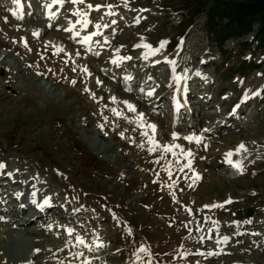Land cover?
<instances>
[{
    "label": "rangeland",
    "instance_id": "obj_1",
    "mask_svg": "<svg viewBox=\"0 0 264 264\" xmlns=\"http://www.w3.org/2000/svg\"><path fill=\"white\" fill-rule=\"evenodd\" d=\"M49 1L0 0V207L48 203L31 223L32 205L0 214V263L264 264V44L250 33L220 47L182 0H63L56 27ZM34 5L25 20L8 11ZM72 21L114 40L91 56L64 32ZM115 68L135 75L132 91ZM235 149L238 170L223 156Z\"/></svg>",
    "mask_w": 264,
    "mask_h": 264
},
{
    "label": "trees",
    "instance_id": "obj_2",
    "mask_svg": "<svg viewBox=\"0 0 264 264\" xmlns=\"http://www.w3.org/2000/svg\"><path fill=\"white\" fill-rule=\"evenodd\" d=\"M182 1L188 13L206 15L207 28L220 47L231 37H245L251 32H255L254 38L259 44H264V0Z\"/></svg>",
    "mask_w": 264,
    "mask_h": 264
},
{
    "label": "bare ground",
    "instance_id": "obj_3",
    "mask_svg": "<svg viewBox=\"0 0 264 264\" xmlns=\"http://www.w3.org/2000/svg\"><path fill=\"white\" fill-rule=\"evenodd\" d=\"M49 6V5H48ZM52 14H53V12H52ZM75 26H76V23H73V21L72 22H67V24L64 26L65 27V31L64 32H66V33H68L69 34V36H72V37H75V40H76V43H77V40L78 39H84V38H82V36H79L78 34H79V32H77V31H79V30H77L76 28H75ZM80 29V28H79ZM77 30V31H76ZM38 32V31H37ZM65 34V33H64ZM64 38V37H63ZM53 39V42L56 44L55 46H62V47H67V44H66V42L65 41H63V40H61L60 38H56V37H53L52 38ZM137 39H138V42H144V44H143V48L142 49H144L146 52H149V48H147V47H145V45H147L146 43H145V41L142 39V37L141 36H137ZM84 42H86V41H84ZM86 45H87V43H86ZM86 62L87 61H84L83 62V65H84V67H87V64H86ZM95 74L91 71V69H90V71H88L87 72V79H88V81L90 82V84H92V85H97L98 84V82H99V79H97L96 80V75L94 76ZM45 87L47 88V84L45 83ZM44 86V85H43ZM51 87L52 86H49V89H51ZM175 89L176 90H178V89H180V86H176L175 87ZM128 101V100H127ZM127 101L126 100H124V101H122V102H124V104H127ZM10 103V102H9ZM132 103V102H131ZM133 105V104H132ZM130 106V105H129ZM127 107V106H126ZM125 107V108H126ZM122 108V107H121ZM108 123H112V121H109ZM154 125V124H153ZM150 130V129H149ZM152 131V130H151ZM157 133V132H156ZM145 134H146V132H145ZM145 134L143 135V136H145ZM151 134H153V133H151ZM158 134V133H157ZM157 134H155V135H157ZM139 136H142V134L141 135H139ZM152 136V135H151ZM197 138V137H196ZM149 140V139H148ZM152 140V139H151ZM155 141V140H154ZM174 142V141H173ZM169 144V143H168ZM259 147V146H258ZM229 152H231L232 153V155H231V157H228V158H226V154L227 153H229ZM242 150H240V149H235V150H226V152L224 153L223 152V156H224V159L226 160V162H228V159H230L231 161H232V163H229V164H231L232 166H234V167H236L235 166V164L237 163V162H239L240 163V160L241 159H243V157H245L244 155H242ZM189 168V167H188ZM186 169V168H185ZM236 170H238V168L236 167ZM202 173V172H201ZM241 172H237L236 171V173H234V174H240ZM182 174V172L181 171H179L178 169H175L173 172H172V175H171V173H170V175L171 176H175V177H180V175ZM189 173H185V175H188ZM228 175V174H227ZM235 176V175H234ZM237 176V175H236ZM235 176V177H236ZM246 176V175H245ZM6 184V180L4 181V180H1L0 181V184ZM26 206H29V205H26V202H22L21 203V207H18V206H16L15 207V210H17L18 211V209H19V211H21V209H23V208H25ZM12 207V206H11ZM11 207H7V206H4L3 207V209L5 210V211H10L11 210ZM14 208V207H13ZM13 208H12V210H13ZM51 209V208H50ZM24 212V211H23ZM51 212V211H50ZM20 213V212H19ZM42 212H41V210L39 211V210H35L34 211V215H38V214H41ZM14 218V217H13ZM34 219H32V218H30V223L33 221ZM206 235V234H205ZM203 237V234L199 237L198 236V238L200 239V238H202ZM197 238V239H198ZM198 239V240H199ZM207 241V239H206V236H204V238H202V239H200L198 242L199 243H202V244H204L205 242ZM200 247H202V246H200L199 245V247L198 248H200ZM1 264V263H0Z\"/></svg>",
    "mask_w": 264,
    "mask_h": 264
},
{
    "label": "snow or ice",
    "instance_id": "obj_4",
    "mask_svg": "<svg viewBox=\"0 0 264 264\" xmlns=\"http://www.w3.org/2000/svg\"><path fill=\"white\" fill-rule=\"evenodd\" d=\"M14 2H15V3H19V0H14ZM77 2H80V0H73V3H77ZM53 3H61V4H62V3H63V0H53ZM48 7H51V5H49ZM89 7H91V5H90ZM13 15H15V13H13ZM164 43H166V42H162V43H161V47H163ZM145 47H148V46L145 45ZM157 51H158V49H157ZM151 94H152V93L150 92L149 95H151ZM151 127L154 128L155 126L153 125V126H151ZM174 135H175V134H174ZM187 139H194V138H193V137H188ZM240 148H243V145H241ZM166 150H170V148H168V149H166ZM188 155H191V153H188ZM231 155H232L231 152L227 153V154H226V158L231 157ZM228 162H229V163H232V161H231L230 159H228ZM235 166H236V167H240L239 162H237V163L235 164ZM0 167H2V165H0ZM197 178H199V177H197ZM46 202H47V201H46ZM213 206H215V205H213ZM206 207H208V206H206ZM227 239H228L227 237H224V240H225V241H227ZM218 242H219V241H218ZM80 243H83V241L81 240Z\"/></svg>",
    "mask_w": 264,
    "mask_h": 264
},
{
    "label": "water",
    "instance_id": "obj_5",
    "mask_svg": "<svg viewBox=\"0 0 264 264\" xmlns=\"http://www.w3.org/2000/svg\"><path fill=\"white\" fill-rule=\"evenodd\" d=\"M250 214H252V211H250Z\"/></svg>",
    "mask_w": 264,
    "mask_h": 264
}]
</instances>
